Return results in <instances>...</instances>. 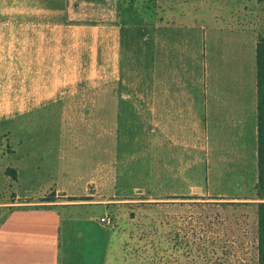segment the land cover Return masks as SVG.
I'll return each instance as SVG.
<instances>
[{
	"label": "crops",
	"instance_id": "0c3cea01",
	"mask_svg": "<svg viewBox=\"0 0 264 264\" xmlns=\"http://www.w3.org/2000/svg\"><path fill=\"white\" fill-rule=\"evenodd\" d=\"M97 31L103 32L106 123L123 111L122 96L113 105L108 86L127 76L131 35L150 32L153 184L162 173L167 188L159 196L192 197V143H198L200 190L218 201L249 190L257 196L259 0H0V124L16 112L28 120L23 138L8 136L17 144L13 183L48 176L39 191L78 195L74 184L88 174L79 136L62 134L55 120L37 128V118L78 105L81 45ZM123 92L120 86L114 94ZM42 204L14 208L2 221L0 264H106L110 230L92 218L75 223L55 201ZM81 253L86 258L79 262Z\"/></svg>",
	"mask_w": 264,
	"mask_h": 264
},
{
	"label": "rangeland",
	"instance_id": "374dc122",
	"mask_svg": "<svg viewBox=\"0 0 264 264\" xmlns=\"http://www.w3.org/2000/svg\"><path fill=\"white\" fill-rule=\"evenodd\" d=\"M88 34L87 46L81 45L78 105L37 118V128L42 124L45 129L55 120L64 125L62 134L79 136L80 161L88 167V174L78 176L75 197L53 189L39 191L45 186L40 182L48 176L23 182L21 187L15 185L17 158L13 153L17 144L10 143L8 136L23 138L28 132V120L16 112L15 120L5 127L0 124V224L14 208L42 207V203L55 201L75 223L92 218L110 230L106 264H259L257 205L261 200L254 190L244 192L240 199L227 196L219 201L206 189L200 190L201 174L195 166L198 143H192L190 199L160 197L167 189L162 173L160 177L157 174L159 184H153L150 32L131 35L129 58L133 61L125 66L127 76L121 85L113 80L108 86L113 105L114 97L119 100L122 96L124 103L121 114L112 112L111 123H106L109 115L104 111L103 32ZM144 39L149 40L146 46ZM120 86L123 94L115 95ZM39 121L43 123L39 125ZM52 135L58 133L48 134ZM49 147L51 150L52 145ZM103 218H110V223L102 222ZM68 252L64 247V261ZM204 253H210V263ZM85 258L81 253L78 261Z\"/></svg>",
	"mask_w": 264,
	"mask_h": 264
},
{
	"label": "trees",
	"instance_id": "16d2710c",
	"mask_svg": "<svg viewBox=\"0 0 264 264\" xmlns=\"http://www.w3.org/2000/svg\"><path fill=\"white\" fill-rule=\"evenodd\" d=\"M264 2V0H259ZM258 93H259V182L257 186L258 199V221L259 240L258 255L259 264H264V36L259 39L258 44ZM16 177V175L14 174ZM50 201V200H47ZM53 202V201H50ZM208 263L211 261L210 253H204Z\"/></svg>",
	"mask_w": 264,
	"mask_h": 264
},
{
	"label": "built area",
	"instance_id": "2783aa9c",
	"mask_svg": "<svg viewBox=\"0 0 264 264\" xmlns=\"http://www.w3.org/2000/svg\"><path fill=\"white\" fill-rule=\"evenodd\" d=\"M102 222L109 224L110 223V218H103Z\"/></svg>",
	"mask_w": 264,
	"mask_h": 264
}]
</instances>
